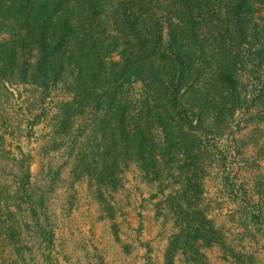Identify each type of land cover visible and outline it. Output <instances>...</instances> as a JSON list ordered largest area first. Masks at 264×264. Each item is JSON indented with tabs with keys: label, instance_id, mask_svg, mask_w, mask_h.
<instances>
[{
	"label": "trees",
	"instance_id": "obj_1",
	"mask_svg": "<svg viewBox=\"0 0 264 264\" xmlns=\"http://www.w3.org/2000/svg\"><path fill=\"white\" fill-rule=\"evenodd\" d=\"M238 115L264 121V0H0V152L14 183L0 200L26 207L45 264L66 253L48 211L55 186L33 167L60 150L100 194L133 177L146 264L145 203L172 220L170 260L201 264L219 246L237 264L203 196L217 163L264 242V185L252 193L221 141Z\"/></svg>",
	"mask_w": 264,
	"mask_h": 264
},
{
	"label": "rangeland",
	"instance_id": "obj_2",
	"mask_svg": "<svg viewBox=\"0 0 264 264\" xmlns=\"http://www.w3.org/2000/svg\"><path fill=\"white\" fill-rule=\"evenodd\" d=\"M229 127L221 141L234 155L239 177L256 195V190L264 185V121L238 115ZM65 161L64 150L47 156L40 153L33 167L39 183L52 182L55 186L49 193L48 211L57 228L58 247L66 253L64 264H146L145 248L139 246L133 232L139 222V196L133 192V177L122 180V187L100 194L97 188H89L85 180L75 181L72 167L70 163L64 164ZM221 174L217 163L207 167L203 201L210 210L208 216L224 233L227 247L241 255L237 264H264V242L254 235L252 227L241 223L238 207L223 192ZM13 184L10 163L0 152L2 198L12 192ZM11 202L10 198L0 200V264H45L37 249L39 241L26 229L30 222L26 207L18 209ZM145 204L149 219L143 239L151 246L153 264H189L177 254H171V260L168 258L172 220L163 218L157 205ZM12 226L21 241L16 240ZM220 248L213 246L205 250L201 264H236L222 260Z\"/></svg>",
	"mask_w": 264,
	"mask_h": 264
}]
</instances>
